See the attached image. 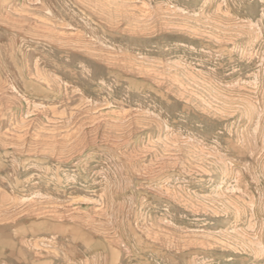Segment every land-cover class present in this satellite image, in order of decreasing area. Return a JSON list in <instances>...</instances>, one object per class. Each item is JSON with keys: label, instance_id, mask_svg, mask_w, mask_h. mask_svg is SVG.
I'll return each instance as SVG.
<instances>
[{"label": "rangeland", "instance_id": "rangeland-1", "mask_svg": "<svg viewBox=\"0 0 264 264\" xmlns=\"http://www.w3.org/2000/svg\"><path fill=\"white\" fill-rule=\"evenodd\" d=\"M0 264H264V0H0Z\"/></svg>", "mask_w": 264, "mask_h": 264}]
</instances>
